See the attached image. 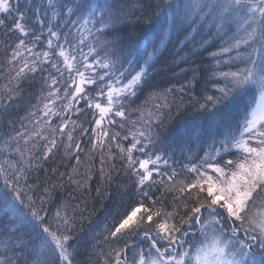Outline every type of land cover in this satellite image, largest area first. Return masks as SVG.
<instances>
[{
	"label": "snow or ice",
	"instance_id": "6c2138e0",
	"mask_svg": "<svg viewBox=\"0 0 264 264\" xmlns=\"http://www.w3.org/2000/svg\"><path fill=\"white\" fill-rule=\"evenodd\" d=\"M154 6L159 35L131 74L113 59L114 41L101 39L124 14L117 0H24L23 7L21 0H0V30L9 38L0 40V125L14 129L9 116L26 86L37 77L40 84L18 128L0 136V264H81L73 230L82 214L61 202L49 216L45 205L57 185L45 187L38 203L29 183L30 173L61 149L77 165L82 152L98 158L109 181L116 159L135 178V204L96 235L83 264H264V0H154ZM173 39L188 47L174 63L207 52L200 98L191 91L199 83L191 67L182 69L193 73L185 84L157 94L162 104L131 109ZM186 89L202 119L184 127L180 151L189 154L180 163L159 130L170 118L167 95ZM81 115H91L88 127ZM126 123L132 127L125 130ZM192 144L204 152L198 160ZM230 153L234 158L223 159ZM77 174L74 167L67 181L87 188Z\"/></svg>",
	"mask_w": 264,
	"mask_h": 264
},
{
	"label": "trees",
	"instance_id": "16d2710c",
	"mask_svg": "<svg viewBox=\"0 0 264 264\" xmlns=\"http://www.w3.org/2000/svg\"><path fill=\"white\" fill-rule=\"evenodd\" d=\"M28 2L31 3L32 0H28ZM117 2L123 6L124 14L116 23L114 29L106 37H101V39L114 41L111 47V50L115 52L113 59L119 58L124 68H127L129 73L134 74L139 69V65L143 63L140 55L146 50L151 51V45L156 42L159 35L158 24L155 22L153 15L155 12L154 0H117ZM21 6H24V0H21ZM185 34L182 33V37ZM193 35L196 39L200 38L199 32L193 33ZM10 39L15 40L16 35H12ZM0 40H9L8 37L3 35L2 30H0ZM181 47H184V52L188 51L187 46H182L178 44L177 39H173L167 45V50L161 49L162 55L156 65V71L152 73L148 82L138 92L137 97L134 98L131 109L150 108L153 104H162L164 101L158 98L157 94L162 96L167 88L185 84L187 80L192 78L193 73L190 71L184 73L182 69L191 67L198 69L199 78V83L191 91L197 98H200L202 88L205 86L204 77L207 75V66L211 61L207 57V52H201L191 63H174V61L178 60V56L184 54V52L180 51ZM85 51H87L86 48ZM133 56L137 58L136 62L129 66L127 61L131 60ZM36 79V83L26 86L25 99L20 102V107L12 111L9 116L10 119L16 122L14 129L19 126V117L25 116L31 105L36 103V96L40 89L39 77ZM207 90L209 94H214L210 86L207 87ZM187 92L188 89L183 94L173 91L167 95L166 99L171 109L170 118L164 128L159 130L162 141L167 146L168 151L172 152L173 148L176 149L172 152V159L180 163H187L188 161L185 157L189 154L187 148L183 154L180 151L183 141V129L185 126L190 127L197 124L202 119L200 113L194 112L192 106L194 102L191 101V97L187 95ZM137 118L138 113L131 112L130 120H136ZM80 119L85 121V126L88 127L87 121L91 120V115H81ZM131 127L130 123L125 124V130ZM14 129H9L7 124L0 125V136H5ZM116 130L121 131L122 134L125 131L119 128ZM125 146H127L126 143ZM82 147L88 148L89 145L85 143ZM190 147L192 151L197 153V160L203 156V150L197 151L195 144L190 145ZM79 155L80 164L77 165L75 159L65 157L61 149L55 159L50 158L44 163L42 169H36L30 173L29 183L36 186L34 195L37 197L38 203V197L44 195L43 189L45 187L53 183L57 185L56 189L52 191V199L45 205L49 216L52 215L53 210L61 202H65L75 208L77 216L82 214V218L79 219L73 232L76 237L74 243L80 249V255L77 259L83 264V262L88 260L90 245L96 235H103L106 227L110 228L125 212L130 210L135 204L137 196L133 191L135 178L127 172L121 160L116 159L110 162L115 164V169L112 171V178L109 181L103 178L99 172L98 158L90 159V154L85 152ZM136 155L139 158H144L139 153ZM228 158H234L233 154L230 153L223 157V159ZM74 167L78 170V174L74 175V180H79L82 184H86L87 188H78L75 183L67 181V176L72 174ZM176 167L179 170L180 164H177ZM53 168L56 169L55 174L52 173ZM61 173H64L62 178L60 176ZM89 175L91 176L90 180L88 179ZM188 178L191 179V176L189 175ZM166 196L168 199L164 203L170 207L171 194L166 193ZM191 231L195 233L196 229L193 228ZM33 238H35L34 235ZM195 239L198 241L199 236L196 235ZM2 251L3 248H0V252ZM96 260L97 257H91L92 262Z\"/></svg>",
	"mask_w": 264,
	"mask_h": 264
},
{
	"label": "rangeland",
	"instance_id": "374dc122",
	"mask_svg": "<svg viewBox=\"0 0 264 264\" xmlns=\"http://www.w3.org/2000/svg\"><path fill=\"white\" fill-rule=\"evenodd\" d=\"M199 239H200V238H199ZM199 239H198V240H199Z\"/></svg>",
	"mask_w": 264,
	"mask_h": 264
}]
</instances>
